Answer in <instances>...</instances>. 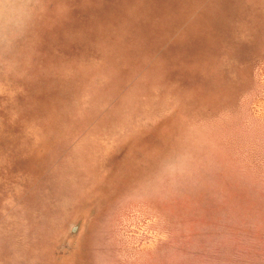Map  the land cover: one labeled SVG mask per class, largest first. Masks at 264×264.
<instances>
[{
  "label": "rangeland",
  "instance_id": "1",
  "mask_svg": "<svg viewBox=\"0 0 264 264\" xmlns=\"http://www.w3.org/2000/svg\"><path fill=\"white\" fill-rule=\"evenodd\" d=\"M31 9L0 50V264H264V0Z\"/></svg>",
  "mask_w": 264,
  "mask_h": 264
},
{
  "label": "clouds",
  "instance_id": "2",
  "mask_svg": "<svg viewBox=\"0 0 264 264\" xmlns=\"http://www.w3.org/2000/svg\"><path fill=\"white\" fill-rule=\"evenodd\" d=\"M33 0H0V50L10 49L19 39L31 17ZM196 159L177 153L164 167L167 174L184 173L195 167Z\"/></svg>",
  "mask_w": 264,
  "mask_h": 264
}]
</instances>
